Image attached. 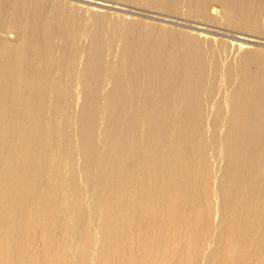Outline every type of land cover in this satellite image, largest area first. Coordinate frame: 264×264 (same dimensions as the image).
Listing matches in <instances>:
<instances>
[{
  "label": "bare ground",
  "instance_id": "6f19581e",
  "mask_svg": "<svg viewBox=\"0 0 264 264\" xmlns=\"http://www.w3.org/2000/svg\"><path fill=\"white\" fill-rule=\"evenodd\" d=\"M82 1L0 0V264H264V0Z\"/></svg>",
  "mask_w": 264,
  "mask_h": 264
},
{
  "label": "rangeland",
  "instance_id": "374dc122",
  "mask_svg": "<svg viewBox=\"0 0 264 264\" xmlns=\"http://www.w3.org/2000/svg\"><path fill=\"white\" fill-rule=\"evenodd\" d=\"M65 1L72 4V6L75 3L83 2L82 0H65ZM85 3L93 4V2L91 3L90 1H85ZM103 9L107 13H110V14L112 13L113 16H117L119 14V17L126 15L127 17L130 16V17H133L135 19L143 20L144 21V22H142L143 27H146V26L150 27L151 25H156V26L158 25V26H167V27H170V29L175 28V30H179V31L182 30L181 33L185 32V35H187L188 38H190L189 35H193L194 32H200V33L205 34L207 36L216 37L219 40H226V41H239V40L241 41L242 40V41H244V39H239L237 37L238 34L239 35H241V34L235 32L234 30H236V29H233V26L229 27V25H227L225 22L224 23L223 22L222 23L221 22H206V24H204L201 22H195V21L188 20L187 18H192V17L185 16L183 14H179V15L181 17L186 18V19H176L174 17L172 18V17L168 16L166 18L171 19V20L166 21L163 19L161 20V18L159 17L160 16L159 14H156V13L150 12V11H142L141 10V12H140L141 14H140V13H133L131 11L128 12V8H126V9H124V8L120 9L119 8V10H118L114 6H110V7L104 6ZM129 9H132V8H129ZM132 10H134V9H132ZM124 11H126V12H124ZM161 12H162V10H161ZM114 13H115V15H114ZM152 15H156V16L152 17ZM164 16H167V15H164ZM199 26H203L204 28H202V29L198 28ZM252 43H254L255 47H259L261 49H264V38L257 39V41L252 42Z\"/></svg>",
  "mask_w": 264,
  "mask_h": 264
}]
</instances>
